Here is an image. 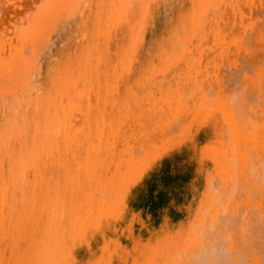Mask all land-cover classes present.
I'll return each mask as SVG.
<instances>
[{"label": "bare ground", "instance_id": "6f19581e", "mask_svg": "<svg viewBox=\"0 0 264 264\" xmlns=\"http://www.w3.org/2000/svg\"><path fill=\"white\" fill-rule=\"evenodd\" d=\"M83 1L65 50L35 75V44L65 0H0V264H113L117 248L143 249L133 210L162 221L158 189L187 180L207 136L237 145L222 104L241 141L264 142V0ZM22 66L30 97L7 98ZM236 187L195 217L182 245L199 248L178 264H264Z\"/></svg>", "mask_w": 264, "mask_h": 264}, {"label": "rangeland", "instance_id": "374dc122", "mask_svg": "<svg viewBox=\"0 0 264 264\" xmlns=\"http://www.w3.org/2000/svg\"><path fill=\"white\" fill-rule=\"evenodd\" d=\"M89 2L90 0H84L81 5L86 6ZM79 3L80 0H65L53 17L44 24L40 39L35 44L34 62L31 65L35 75L41 73L44 60L50 53L55 49L65 50L64 33L68 28L71 30L69 26L77 20L75 17L73 21L72 14L75 12V5ZM105 3L106 0H98L97 6L102 9ZM171 7L172 5L165 11L164 17L172 10ZM73 30L83 35L81 30L76 31L75 27ZM29 47L31 48V44ZM257 63L259 61H254V64ZM26 70L28 66H22L17 71L16 78L11 77L7 80L4 94L7 98L30 97L22 79ZM229 74L230 77L238 75L236 70H231ZM219 100L223 102L224 97H220ZM207 105L204 98L198 101L200 112L197 121L190 129L198 132L199 128L196 124H206L207 114L201 111L206 109ZM220 112L226 130L231 134L230 144L237 142V145L230 146L219 133L207 136L201 144V151L198 152L195 162L186 171L187 180L180 185L162 186L158 189L159 198L153 200L151 206L161 215L162 221L156 219L147 209L138 213L133 210L132 216L136 217L139 226H145L141 228L150 234L146 246L136 250L124 246L117 248L119 255L117 262L113 264H178L183 254L191 256L192 251H196L199 247L194 244L188 249L187 245H182L191 237V224L198 214L207 211L209 205L216 201L220 190L227 187L229 189L231 184L238 187L236 190L240 197L243 196L242 198L245 199V196L249 195V208L245 217L258 220L257 224H253V234L256 238L251 242L249 236L248 242L257 249L264 248V221L260 222L264 217V142L255 131L249 132L251 138L241 141L234 112L225 104L221 105ZM254 145L259 149H253ZM240 197L233 198L228 192L225 201L232 198L231 206L237 210L243 206ZM194 241L195 239L188 243Z\"/></svg>", "mask_w": 264, "mask_h": 264}]
</instances>
